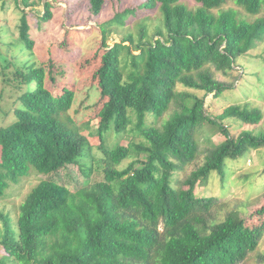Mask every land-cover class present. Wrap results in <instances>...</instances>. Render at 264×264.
<instances>
[{
    "label": "trees",
    "instance_id": "obj_1",
    "mask_svg": "<svg viewBox=\"0 0 264 264\" xmlns=\"http://www.w3.org/2000/svg\"><path fill=\"white\" fill-rule=\"evenodd\" d=\"M227 1L195 0L198 6L191 8L182 0H144L142 9L134 3L102 23L101 65L91 85L103 104L96 111L101 156L65 115L76 92L69 87L61 95L51 91L43 65L17 70L19 81L29 80L34 87L7 114L13 118L0 124V197L31 171L48 175L79 164L86 180L73 191L43 179L21 203L16 222L1 213L0 264H239L256 250L264 227L249 226L238 210L222 221L209 220L215 198L196 193L198 185H208L215 176L226 182L230 169L243 163L242 154L264 148V130L243 129L235 136L224 123L237 118L243 125H258L260 107L232 101L211 116L205 106L206 95L218 97L231 86L218 80L215 71L229 74L239 56L264 40V0H234L253 20L223 8ZM105 5L106 0H89V14L98 20ZM156 8L165 31L157 29L159 38L150 41L142 24L139 53L131 47L132 34L114 45L105 41L113 24L126 25ZM22 12L19 37L32 50L31 24L27 11ZM40 17L52 19L51 2ZM124 52L130 59L126 70L121 66ZM179 84L204 90L205 96L180 90ZM128 128L146 141L121 143ZM112 132L119 136L115 143H109ZM216 133L225 139L212 143ZM199 136L209 146L203 147ZM134 151L131 162L118 168ZM202 155L203 161L176 187L174 175ZM96 169L103 178L92 181Z\"/></svg>",
    "mask_w": 264,
    "mask_h": 264
},
{
    "label": "rangeland",
    "instance_id": "obj_2",
    "mask_svg": "<svg viewBox=\"0 0 264 264\" xmlns=\"http://www.w3.org/2000/svg\"><path fill=\"white\" fill-rule=\"evenodd\" d=\"M52 4L53 17L51 20H41L45 12L46 2ZM144 0H106L105 8L98 20L89 14V0H0V124L6 125L7 114L22 105L21 94L34 87V82L27 80L20 82L17 70L28 72L31 66L43 65L46 70L45 81L47 87L54 93L63 94V88L69 87L76 92L75 102L65 114L80 126V129L94 145V153L101 156L97 148L99 135L97 125L100 117L97 110L102 109V101H99V91L93 87L97 83L96 71L101 65V53L103 51L102 23L112 18L116 12L124 10L134 3L141 8ZM191 8H196L195 0H182ZM235 8L241 17L253 20L246 10L238 6L234 0H228L223 8ZM27 11L31 24V35L34 39V48L29 50L20 40V20L22 10ZM134 10V9H133ZM138 10L137 12H139ZM214 12L218 13L217 10ZM264 13V12H262ZM162 13L159 8L151 13L136 17L126 25L113 24L109 27L105 41L114 45L120 42L126 35L132 34L135 44L131 45L135 53L140 51L136 47L138 43L140 26L147 27L148 40L159 38L157 29L163 32ZM129 45V42L125 43ZM128 59L125 52L121 55L122 69ZM129 67V66H128ZM127 67V71H128ZM216 78L231 85L218 97L208 94L205 97L206 109L211 116L219 115L232 101L240 104L250 102L263 111V119L258 125H243L239 119L228 118L225 125L231 128L232 134L239 135L243 129L254 130L260 133L264 130V40L258 42V46L246 55L238 57L234 70L229 74L215 71ZM180 90H190L194 94L203 97L204 90L186 89L179 84ZM104 102V101H103ZM97 104V108H89ZM64 115V117H65ZM169 115L166 114L165 118ZM97 116V117H96ZM90 120V121H89ZM14 121V120H13ZM11 121V122H13ZM198 135H200L198 133ZM199 142L203 147L209 146L199 136ZM119 136L115 132L110 134L109 143H115ZM225 139L221 133L211 135L212 143H219ZM145 142L142 136L136 135L130 128L121 134L120 142ZM127 157L117 167H125L133 157ZM141 157L144 153L140 154ZM203 155L196 163L174 175L173 184L181 186L182 181L191 170L203 161ZM243 163L235 164L229 171L228 179L223 182L219 176H215L208 185H198L197 195L214 197L213 204L208 211L209 220L222 221L229 212L238 210L242 213L246 223L251 227H264V148L251 149L239 158ZM55 179L68 185L73 191L84 185L86 175L81 171L79 164H69L52 174H40L31 171L29 175L22 177L18 182L10 184L4 196L0 197V234L3 227L1 213L9 215L16 222L20 212V205L25 200L31 189L43 179ZM103 178V172L94 171L92 181ZM260 233L259 230H256ZM262 234V233H260ZM3 250L0 248V254ZM239 264H264V235L255 251Z\"/></svg>",
    "mask_w": 264,
    "mask_h": 264
}]
</instances>
